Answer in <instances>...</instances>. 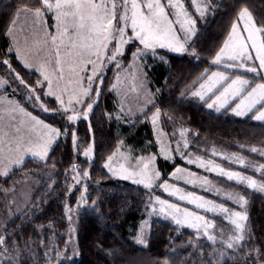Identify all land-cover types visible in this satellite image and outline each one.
Listing matches in <instances>:
<instances>
[{"label": "trees", "instance_id": "trees-1", "mask_svg": "<svg viewBox=\"0 0 264 264\" xmlns=\"http://www.w3.org/2000/svg\"><path fill=\"white\" fill-rule=\"evenodd\" d=\"M211 1L214 10L206 22L199 24L186 54L161 51L162 58L149 59L145 72L150 87L163 113L189 127L198 137L237 151L243 145L264 147V123L251 117L217 114L188 98L197 82L217 68L212 60L241 6L250 10L258 27L264 26V0ZM37 2L0 0V73L3 61L8 59L16 73L37 80V75L25 70L15 53L8 51L12 49L8 30L15 14ZM16 97L27 109L57 127L61 136L45 161L30 158L8 175L0 174V215L2 188L28 178L37 183L31 205L5 227L0 225V236L5 241L0 246V260L4 264H45L48 253L55 254L68 239L72 222L67 216V206L77 207L73 227L78 254L71 263L61 264H132L138 257L148 264H264V194L242 187L238 188L249 200L248 225L246 239L237 250L230 249L224 254L193 231L161 220L153 222L145 247L132 242L147 204V190L111 176L104 163L121 141L143 152L147 149L157 153V144L151 123L139 118L128 124L127 118L117 117L119 110L110 89L103 90L89 119L76 124L66 121L57 107L55 115L43 114L22 96ZM65 131L67 135L63 134ZM89 147L92 156L85 158L83 153ZM179 164L183 163L157 159L164 177L166 171ZM44 166L52 168L49 177L42 175ZM85 171L87 177L83 175ZM77 175L79 183L73 179ZM254 249L259 250V255Z\"/></svg>", "mask_w": 264, "mask_h": 264}, {"label": "rangeland", "instance_id": "rangeland-1", "mask_svg": "<svg viewBox=\"0 0 264 264\" xmlns=\"http://www.w3.org/2000/svg\"><path fill=\"white\" fill-rule=\"evenodd\" d=\"M198 2L204 8L203 16L193 13L189 0H182L184 7L188 9L195 20L193 32L191 34L183 33L179 31L178 26L176 27L179 40L188 51L192 38L199 28V24L206 22L214 10L211 0H198ZM46 14L49 19V26L46 29L43 27L40 30L37 29V25L32 20L21 16L17 22L15 31V36L21 48L18 53L21 61L17 60L25 70L34 72L37 75V80H35L34 76L31 78L26 77L25 79L14 71L20 78L15 79L13 72L8 66L5 64L2 66L3 73H0V141H3V143H0V149L3 150L5 158L0 160V174L3 175L5 171L8 174L11 173L14 167H19L28 156L41 157L48 155V150L57 138V136L52 138V142L46 144V140L50 134L39 124L35 123L32 118L35 117L37 121H42L43 124L50 125L52 128L56 129V127L47 124L44 119L39 118L32 110L27 109L26 105L21 103L16 96H22L27 102L34 105L40 113L55 115V107H57V110L61 108L59 100L55 98L56 96L64 99L65 104L63 107H70L67 101L71 98L74 103L77 95H79L85 103H92L93 109L94 105L99 101L103 90L107 88L113 92L115 97V103L119 110L117 117L127 118L129 120L128 124L134 123L139 118H141V121L151 123L157 144V153L147 149H145L147 152H143V150L139 148H136V150L131 145L121 141L111 154L112 160L109 162L107 158L104 163V166L108 164L109 168L112 169V171H109V168L105 167L111 176L130 181L147 190V204L143 210L142 219L137 226V230L132 234V242L137 246L145 247L152 231L153 222L161 220L165 223H172L179 229L185 228L193 231L197 237L205 238L214 247L221 249L224 254L230 249L237 250L246 239L248 225L247 206L249 202L247 196L242 194L238 187L260 194H264V191H261L259 187L250 188L246 183L240 184L235 180H227L225 176L220 174L219 170L239 172L243 176H251L257 180L258 185L264 183V180L261 179V173L255 171L253 167L255 165H264V156L249 151L253 147L264 150V147L243 145L239 151L230 149L208 139L198 137V134L189 127L163 113L157 102L156 94L150 87L145 66L149 59L162 58L161 54H159L161 51L174 54H186L188 51L174 52L168 47L160 48L158 46L145 49L137 41H131L123 45V54L117 55L116 61L108 62V56L105 55L102 58L104 62L97 64L95 76L92 74V64H85L83 69L78 73L77 84L75 77L70 78V74L67 71L68 65L66 64L64 78L58 80L54 72L55 55L53 49L56 45L50 42L48 36L49 33L54 34L56 32L57 21L53 13ZM240 24V30L242 31L243 22L241 21ZM127 35H132L130 29H128ZM38 38H45V41L47 40L48 42V46L44 45L45 52L43 55L45 58H42L39 50L35 53L30 52L32 43H36ZM113 44H117V41L114 40L108 44L109 50L112 49ZM61 53L63 55V47H61ZM7 61L11 65L8 59ZM116 63L119 64V67L114 66ZM11 69H13L12 65ZM233 70L246 76L247 78L243 79L249 82L257 79L262 80V76H264V73H251L245 71L243 68H233ZM44 75H49L52 82L51 87L55 95H45L49 91V88L46 86L47 82L43 79ZM90 76H92L93 82L89 88L88 78ZM21 80L23 83L20 82ZM38 82L40 83L38 84ZM260 83H264V81H259L256 84ZM41 84L45 86L42 87L40 86ZM114 85L115 88L113 87ZM8 89L11 90L9 91ZM64 89H67V91H62ZM74 89L75 94H73ZM85 89L89 91V95L92 97L91 101L82 95ZM196 90L200 89L196 88ZM11 91L15 92L16 96ZM205 94L207 93L205 92ZM35 97H39V99H35ZM42 98L46 100H42ZM194 98L197 99L199 97L194 96ZM51 100H53L52 105ZM7 101H14L15 104H9ZM258 106L260 104L256 105V107ZM77 107L79 108L78 119L75 122L68 121L71 124L88 120L92 111V109L90 112L87 111L83 105H78ZM44 108H47L48 111H44ZM157 112L159 115L153 121L152 118ZM62 115L64 116L65 114L62 112ZM9 144L12 145V151L8 150ZM185 144H187V147H185ZM201 144L203 145L202 147ZM44 147L47 148L46 152L43 151ZM191 149L197 150V152L191 151ZM237 156L244 159V164L234 162ZM158 157L171 161L181 160L183 162H188L191 159L193 163L188 162L192 165L190 166L184 162L185 166H180L169 172L166 171L167 175L164 177L157 166ZM225 157H228V159H225ZM17 160L20 161L19 165L15 163ZM40 160L42 159L40 158ZM208 161H211L209 167L216 168V171H209L200 166L201 162ZM145 164L148 165L147 169L144 168ZM41 168L42 175L49 177L52 174L51 167L44 166ZM146 172L159 173V179L154 178L149 181L145 178ZM128 173H133V175L129 179H124L123 177ZM136 181L141 182L138 183ZM161 182L167 187L158 186ZM148 183H151L152 187H145V184ZM36 186L37 183L28 178L20 180L10 187L2 188L3 206L0 215V225L2 227H5L6 224L22 214L31 205ZM170 193H175V195H171ZM187 194H191L192 198L201 197L204 201H210L214 205H222L229 209L230 213L240 212L246 219L241 220L236 216H228L221 212L219 207L216 208L215 212H206L204 209L196 206L201 202L200 200L188 203L187 199H179V196ZM237 197H243L244 200L238 201ZM159 201L165 202L163 211H161L162 206ZM169 204H175L181 210L186 209L188 212L202 216L203 221L188 218L182 211L172 212L167 207ZM76 214L77 207L67 206V216L72 222V226L68 232V239L65 245L58 249L55 254L53 252L48 253L45 264L71 263L78 254L76 228L73 227L76 225ZM231 220H235L236 223L241 224L243 227L244 239L239 243L235 242L237 229L230 222ZM210 236L213 239H209ZM141 239L143 243L138 242ZM229 242H232L234 247L228 248L227 244ZM132 264L148 263L143 259L139 260L138 257Z\"/></svg>", "mask_w": 264, "mask_h": 264}, {"label": "snow or ice", "instance_id": "snow-or-ice-1", "mask_svg": "<svg viewBox=\"0 0 264 264\" xmlns=\"http://www.w3.org/2000/svg\"><path fill=\"white\" fill-rule=\"evenodd\" d=\"M189 4L192 7L193 13L203 16L204 8L201 7L198 0H189ZM21 12L30 14L34 19L39 21H43L45 13L54 14L57 21V29L54 34H48L50 42L56 45L53 49L55 55L54 72L58 80L63 79L66 71L65 65L67 64L70 78L75 77L77 84L78 73L83 69L85 64H92V74L95 76L97 64L104 62L102 58L105 55L108 56V62L116 61L117 55L123 54V45L131 41H137L145 49L158 46L160 48L168 47L174 52L188 51L179 40L176 27L178 26L180 32L191 34L195 25L192 14L184 7L182 0H38L36 5L20 9L17 12V17ZM241 21L243 22L242 31L240 30ZM12 24H15V20L12 21ZM128 29L132 32L131 36L127 35ZM9 34H11V28L9 29ZM114 40L117 41V44H113L112 49L109 50L108 44ZM61 47H63V55ZM8 51L12 53L14 50L10 48ZM193 54L195 53L193 52ZM222 61L230 69L243 68L245 71L251 73H264V26L258 27L256 25L252 13L247 7L241 6L239 9L236 22L231 27L228 39L219 52L216 53L212 63L219 65ZM3 64L8 66L13 72L15 79H20L19 75L15 74L14 70L11 69V65L7 60L3 61ZM114 66L119 67V64L116 63ZM43 79L47 82L46 86L49 88V91L45 95H55L51 87L52 82L49 75H44ZM20 82L23 83L22 80ZM92 82V76H90L88 78L89 88ZM197 83L200 90L194 91L192 95L204 100L206 92L210 101L207 103L209 109L217 106L228 107L230 102L234 101L235 104L231 108V111L235 115L244 116L252 112L256 120L264 121V83L249 84L248 80L241 78L239 75L233 78L221 72H213L210 75L206 73L201 78V81ZM40 86L43 87L45 85L41 84ZM113 87L115 88V85ZM62 91H67V89ZM73 94H75V89L73 90ZM82 95L91 101L92 97L89 95L87 89L83 91ZM55 98L59 100L61 105V108L58 110L65 114L64 118L69 122H75L78 119V105H83L89 112L92 109V103H85L79 95H77L74 103L71 98L67 101L70 107H63L65 101L60 96H56ZM35 99H39V97H35ZM257 104H260L261 109L258 110V115L253 111ZM219 107H217V110H219ZM44 111H48V109L44 108ZM158 115V112L154 114L153 121H155ZM32 119L50 134L46 140V144H50L52 138L61 135L58 129L45 125L42 121H37L35 117ZM63 134L67 135V132L65 131ZM0 143H3V141H0ZM185 147H187V144H185ZM8 150H13L11 144H9ZM43 151L46 152L47 148L44 147ZM249 151L264 156V150L253 147ZM91 153L92 148L89 147L83 155L85 158H88ZM4 158L3 150L0 149V160ZM41 159H43V156H41ZM225 159H228V157H225ZM111 160L112 157H108V161L110 162ZM188 162L193 163V160L190 159ZM234 162L244 164V159L237 156ZM15 163L19 165L20 161L17 160ZM210 164L211 161L201 162L200 166L209 171H216V168L209 167ZM105 167L109 168V165L105 164ZM253 167L255 171L261 173V179L264 180V165H255ZM144 168L147 169L148 165L145 164ZM73 170L76 171L75 166H73ZM109 171H112V169L109 168ZM219 171L227 180H235L240 184L246 183L250 188L259 187L261 191H264V183L258 185L257 180L251 176H243L239 172H226L223 169ZM7 174L6 171L3 173V175ZM83 175L87 177L88 173L85 171ZM132 175L133 173H128L123 178L129 179ZM145 178L149 181L154 178L159 179V173L146 172ZM73 179L79 183L78 175L73 177ZM136 182L139 183L141 181ZM158 186L167 187L163 182ZM145 187L150 188L152 185L148 183L145 184ZM170 194L175 195V193ZM179 199H187L188 203L200 200L201 202L196 206L204 209L206 212H215L216 208L219 207L220 211L228 216H236L241 220L246 219L240 212L230 213L229 209L222 205H214L210 201H204L201 197L192 198L191 194L181 195ZM237 200L243 201L244 198L237 197ZM159 203L162 206L161 211H163L165 202L159 201ZM206 205L208 206L206 207ZM167 207L172 212L182 211L188 218L203 221L202 216L188 212L186 209L181 210L175 204H169ZM177 222L179 223V221ZM230 222L237 229L235 242L239 243L244 239L243 227L241 224L236 223L235 220H231ZM209 239L213 238L210 236ZM138 242L143 243V240L141 239ZM4 243V238L0 236V246ZM227 247L232 248L234 244L229 242ZM253 251L259 255L258 249H254ZM0 264H4V262L0 260Z\"/></svg>", "mask_w": 264, "mask_h": 264}, {"label": "crops", "instance_id": "crops-1", "mask_svg": "<svg viewBox=\"0 0 264 264\" xmlns=\"http://www.w3.org/2000/svg\"><path fill=\"white\" fill-rule=\"evenodd\" d=\"M24 8V7H23ZM22 9V8H21ZM20 10V9H19ZM26 17V18H28V19H30V20H32L33 21V23H35L36 25H37V29H41L42 27L44 28V29H46L48 26H49V24H48V22H49V19H48V16H47V14L45 13V15H44V17H43V21H39V20H36V19H34L30 14H25V13H23V12H21L20 14H19V16L17 17V13L15 14V16H14V18H13V20H15V24L13 25L12 24V22H11V25H10V27H9V29L11 28V34H9V30H8V35H9V38H10V41H11V46H12V49L14 50L13 52L15 53V55H16V57H17V59H19L20 60V58H19V56H18V53H19V51H20V46H19V44H18V39H17V37L15 36V31H16V25H17V22L19 21V19H20V17ZM12 20V21H13ZM44 39V40H43ZM43 39H40V38H38V41L36 42V43H32V45H31V47H30V52H32V53H35V52H37V50H39L40 51V53H41V56H42V58H45V56L43 55L44 54V52H45V48H44V45L46 46H48V42H47V40L45 41V38H43ZM43 40V41H42ZM35 44H38V45H36L35 46ZM28 48V47H27ZM53 53H54V51H53ZM215 58V57H214ZM213 58V59H214ZM21 61V60H20ZM213 61V60H212ZM213 64V63H212ZM214 65V64H213ZM219 65H221V66H219ZM219 65H214L215 67H217V68H215L214 70H212L208 75H210L211 73H213V72H221V73H223L224 75H228V76H231V77H233L234 78V76H236V75H239L241 78H247L246 76H244V75H242V74H240L239 72H237V71H235V70H233V68L232 69H230V68H228V67H226V65H225V63L222 61V63L221 64H219ZM259 81H264V79L262 78V80H260V79H257V80H254V81H251V82H249V84H256L257 82H259ZM196 88H198V86L196 87ZM196 88L195 89H193L191 92H190V94L188 95V98L191 100V101H193V102H195V103H198V104H203L204 106H205V108H207L208 110H210V111H212V112H214V113H217V114H221V113H226L228 116H230V117H233V118H246V117H251V119L252 120H254L255 122H259V123H264V121H258V120H256L255 119V117H254V115H253V113L252 112H249L248 114H246V115H244V116H237V115H235L232 111H231V108L234 106V104H235V102L233 101V102H230V104L228 105V107H219V106H217V107H219V110H217V107H214V108H212V109H209L208 107H207V103L208 102H210L209 100H208V94H205V99L204 100H201L200 98H197V99H195L194 98V95H192V93L194 92V91H197L196 90ZM9 104H12V105H14L15 104V102L14 101H7ZM260 109V106H258V107H256L253 111L258 115L259 114V110ZM40 118V117H39ZM45 121V120H44ZM47 124H49L48 122H46ZM53 126V125H52ZM55 127V126H54ZM56 129H58L57 127H56ZM59 130V129H58ZM60 131V130H59ZM61 133V132H60ZM60 136L61 135H59V136H57V138H56V140L54 141V144L50 147V149L48 150V155H44L43 156V159L42 160H46L47 158H48V156H49V154H50V152H51V150L53 149V147H54V145L56 144V142L58 141V139L60 138ZM200 146V145H199ZM203 145L201 144V147H202ZM191 151H196L197 152V150H193V149H191ZM199 152V151H198ZM46 156V157H45ZM30 158H32V159H37V160H40V158L41 157H37V156H28V157H26L25 158V160H24V162L27 160V159H30ZM45 158V159H44ZM41 160V161H42ZM181 161V160H180ZM23 162V163H24ZM183 164H179V165H177L174 169H177L178 167H180V166H185L184 165V162H186V161H181ZM22 163V164H23ZM187 164H189L188 162H186ZM21 164V165H22ZM20 165V166H21ZM190 165V164H189ZM190 166H192V165H190ZM16 167H18V166H16ZM15 168V167H14ZM173 169V170H174Z\"/></svg>", "mask_w": 264, "mask_h": 264}]
</instances>
